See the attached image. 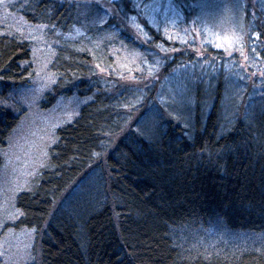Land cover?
Segmentation results:
<instances>
[{
    "label": "trees",
    "instance_id": "obj_1",
    "mask_svg": "<svg viewBox=\"0 0 264 264\" xmlns=\"http://www.w3.org/2000/svg\"><path fill=\"white\" fill-rule=\"evenodd\" d=\"M125 1L103 18L76 0L9 5L60 38L41 108L86 99L15 197V226L38 242L28 264H264V0H142L133 21L147 45ZM164 9L214 37L202 28L199 49L157 54L179 45L163 32ZM224 33L231 46L216 42ZM21 37L0 32V150L24 113L9 99L32 65ZM149 68L161 71L142 83L112 73Z\"/></svg>",
    "mask_w": 264,
    "mask_h": 264
},
{
    "label": "rangeland",
    "instance_id": "obj_2",
    "mask_svg": "<svg viewBox=\"0 0 264 264\" xmlns=\"http://www.w3.org/2000/svg\"><path fill=\"white\" fill-rule=\"evenodd\" d=\"M17 0H0V32L14 31L21 38L26 39L30 44V73L26 76V82L21 87H16L9 95L11 103L21 106L24 113L20 117L16 126L12 129L9 137L0 150L2 166L0 168V262L1 264H28L37 261L38 242L35 240L32 231L18 228L15 226L19 211L14 205L15 197L21 191L30 189L34 177L40 169L45 166L49 156V149L55 141V130L57 127L71 121L78 112L79 106L86 99L77 97H58L48 108H41L43 95L50 89L55 82V75L50 68L54 47L59 42V36L55 38V33L49 34L47 28L41 24H29L23 18L12 12L9 8ZM79 10L85 12L94 9V17H105L114 14L115 8L113 0H76ZM247 1V0H244ZM126 3L125 0H122ZM132 3L129 4V3ZM128 3L134 14L129 23L137 39L146 44V39L140 31L138 22H134L135 13H144L142 0H130ZM249 2H252L249 1ZM84 12V13H85ZM142 12V13H141ZM107 13V14H106ZM232 14V13H231ZM133 15V16H132ZM210 21L216 22V26L221 24L224 14L215 12L210 14ZM164 34L169 39H178L176 49L164 52L161 49L153 48L159 55L171 54L180 49L193 48L199 49L201 30H206L209 38H213L215 32L211 30V25L195 24L192 18L182 22L183 15L173 13L164 9L162 17ZM222 19V20H221ZM227 19L234 20L230 15ZM101 21V20H100ZM151 25H158L160 17L152 14L148 16ZM223 28V26H222ZM71 34V33H70ZM66 38L69 35L66 34ZM207 39V37H206ZM217 43L224 46H231L233 34L224 33L223 36L216 38ZM147 45V44H146ZM222 45V46H223ZM151 50V46L149 47ZM149 50V51H150ZM128 65L134 61V57L129 54L124 55ZM123 60V61H125ZM126 67V65H122ZM136 71V72H135ZM131 69L113 70L112 73L120 79L133 82L153 81L158 73L149 68L148 71Z\"/></svg>",
    "mask_w": 264,
    "mask_h": 264
}]
</instances>
